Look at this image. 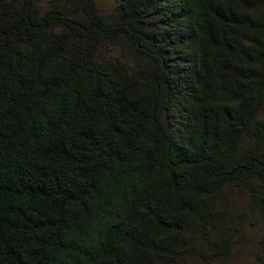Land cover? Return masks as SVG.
I'll return each instance as SVG.
<instances>
[{
	"label": "trees",
	"instance_id": "obj_1",
	"mask_svg": "<svg viewBox=\"0 0 264 264\" xmlns=\"http://www.w3.org/2000/svg\"><path fill=\"white\" fill-rule=\"evenodd\" d=\"M41 1L0 0V264L228 258L233 198L264 221V0Z\"/></svg>",
	"mask_w": 264,
	"mask_h": 264
},
{
	"label": "rangeland",
	"instance_id": "obj_2",
	"mask_svg": "<svg viewBox=\"0 0 264 264\" xmlns=\"http://www.w3.org/2000/svg\"><path fill=\"white\" fill-rule=\"evenodd\" d=\"M97 5L106 16L111 17L115 13V0H97ZM40 6H46V2L41 1ZM231 203L230 227L235 228L232 230L233 251L228 258L213 264H264V252L260 244L264 237V221L248 208L244 196H236ZM260 256L263 262L258 260ZM188 262L189 264H201L194 260Z\"/></svg>",
	"mask_w": 264,
	"mask_h": 264
}]
</instances>
